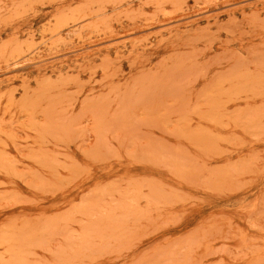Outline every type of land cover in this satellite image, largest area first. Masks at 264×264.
<instances>
[{"label": "rangeland", "instance_id": "1", "mask_svg": "<svg viewBox=\"0 0 264 264\" xmlns=\"http://www.w3.org/2000/svg\"><path fill=\"white\" fill-rule=\"evenodd\" d=\"M0 264H264V0H0Z\"/></svg>", "mask_w": 264, "mask_h": 264}]
</instances>
